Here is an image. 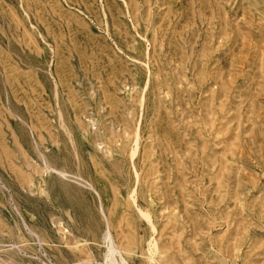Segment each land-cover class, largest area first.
<instances>
[{
    "label": "rangeland",
    "instance_id": "rangeland-1",
    "mask_svg": "<svg viewBox=\"0 0 264 264\" xmlns=\"http://www.w3.org/2000/svg\"><path fill=\"white\" fill-rule=\"evenodd\" d=\"M109 262L264 264V0H0V264Z\"/></svg>",
    "mask_w": 264,
    "mask_h": 264
},
{
    "label": "bare ground",
    "instance_id": "bare-ground-1",
    "mask_svg": "<svg viewBox=\"0 0 264 264\" xmlns=\"http://www.w3.org/2000/svg\"><path fill=\"white\" fill-rule=\"evenodd\" d=\"M131 112H132V111H131ZM129 114H131V113H129ZM112 124H113V123H112ZM123 125H124V124H123ZM121 126H122V124H121ZM126 126H127V125H126ZM122 127H124V126H122ZM112 128H113V126H112ZM112 128H111V129H112ZM124 128H125V127H124ZM124 128H122L123 131H124ZM126 128H127V127H126ZM122 129H121V130H122ZM97 130H98V129H97ZM119 130H120V129H119ZM119 130H118V131H119ZM121 130H120V131H121ZM128 130H129V129H128ZM116 132H117V130H116ZM116 132H115V133H116ZM129 133H130V130H129ZM134 133H135V132H134ZM116 134H117V133H116ZM124 134H125V132H124ZM130 134H131V133H130ZM135 135H136V133H135ZM138 135H139V134L137 133V137H138ZM104 136H105V135H104ZM112 136H113V131H112V135H111V137H112ZM131 136H132V135H131ZM124 137H125V136H124ZM134 137H135V145L138 146V143H137V140H138V139L136 140L137 137H136V136H134ZM134 137H133V138H134ZM136 143H137V144H136ZM102 144H103V143H102ZM107 144H108V143H107ZM100 145H101V144H100ZM104 145H106V144H104ZM104 145H103V146H104ZM97 146H98V145H97ZM132 146H133V145H132ZM137 146H136V149H137ZM143 146H144V145H143ZM108 147H110V146H108ZM102 149H103V148H102ZM109 149H110V148H109ZM138 149H139V146H138ZM110 151H111V149H110ZM135 151H136V150H135ZM137 151H138V150H137ZM137 151H136V153H137ZM99 152H100V151H99ZM104 152H105L106 154H108V151L106 150V148H105V151H104ZM132 153H133V152H132V148H131V153H130V154H131V155L133 156V158H134L135 155H133ZM134 153H135V152H134ZM103 154H104V153H103ZM106 154H105V155H106ZM136 155H137V154H136ZM105 157H106V156H105ZM133 158H132V159H133ZM107 159H108V158H107ZM130 159H131V157H130ZM132 159H131V163H132V161H133ZM109 160H110V159H109ZM109 160H108V161H109ZM123 161H124V160H123ZM156 165H157V164H156ZM132 167H133V163H132ZM46 168H47V167H46ZM50 168H52V167H50ZM133 168H135V167H133ZM133 168H132V169H133ZM158 168H159V167H158ZM133 170H134V169H133ZM45 171H46V170H45ZM53 171H54V170H53ZM134 171H136V170H134ZM140 172H141V171H140ZM155 172H157V171H155ZM54 173H55V171H54ZM64 173H65V172H64ZM64 173H59V174H61L62 176H65L66 174H64ZM139 174H140V173H139ZM135 175H136V174H135ZM157 175H158V172H157ZM157 175H156V176H157ZM136 176H138V174H137ZM156 176H155V177H156ZM59 178H61V177H59ZM135 178L138 179L139 176H138V177H135ZM158 178H159V177H158ZM158 180H159V179H158ZM136 181H139V180H136ZM151 181H152V180H151ZM154 181H155V180H154ZM156 181H157V179H156ZM150 183H151V182H150ZM150 183H148V184H150ZM43 184H44V183H43ZM137 184H138V183H137ZM44 185H45V184H44ZM156 186H157V185H156ZM158 187H159V185H158ZM38 188H39V187H38ZM29 189H30V188H29ZM92 189H93V187H92ZM39 190H40V189H39ZM153 190H154V189H153ZM94 191H95V190H93V192H94ZM135 191H136V190H134V192H135ZM158 191H159V190H157V192H158ZM39 193H41V192H39ZM32 194H35V193H32ZM98 195H99V194H98ZM97 197H98V199H99V196H97ZM162 201H163V200H162ZM162 201H161V202H162ZM116 202H117V201H116ZM135 203H136V202H135ZM117 204H118V203H117ZM138 206H139V205H138ZM166 208H167V207H166ZM166 210H167V209H166ZM166 210H165V211H166ZM16 211H17V210H16ZM100 211H102V210H100ZM140 211H141V210H138V213H140L139 216L143 214V212L141 211V212H142V213H141ZM101 214H103V213H101ZM142 216H145L144 219H148L149 222L151 221V219H150V218H151V217H150V214H144V215H142ZM19 217H20V216H19ZM103 219H104V216H103ZM105 219H106V217H105ZM142 219H143V218H142ZM22 220H23V219H22ZM148 220H147V221H148ZM53 221H54V220H53ZM105 222H107L106 225H107V228H108V221H107V219H106ZM95 226H97V224H95ZM59 227H60V226H59ZM107 228H106V229H107ZM59 230H61V229L59 228ZM111 231H112V230H111ZM61 232L64 233L65 231H64V232L61 231ZM64 234H65V233H64ZM68 234H69V233H68ZM37 237H38V236H37ZM104 239H105V241H107V242L110 244V246H111L110 248H112L113 245H115V244H113L114 241H113V239H112V235H111L109 229L106 230V231L104 232ZM104 239H103V240H104ZM76 241H77V240H76ZM77 242H78V241H77ZM107 242H106V243H107ZM103 243H105V242H103ZM75 246H76V245H75ZM107 246H108V245H107ZM116 246H118V245H116ZM74 248H75V247H74ZM113 248H114V247H113ZM113 248H112V249H113ZM114 250H115V249H114ZM114 250H113V251H114ZM115 251H116V250H115ZM111 260H112V259H111ZM109 263L111 264L112 262H109ZM115 264H117V263L115 262Z\"/></svg>",
    "mask_w": 264,
    "mask_h": 264
}]
</instances>
